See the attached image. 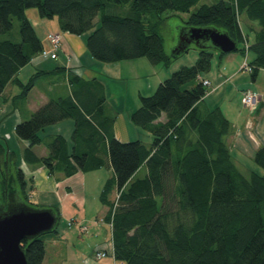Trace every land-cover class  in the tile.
Here are the masks:
<instances>
[{"label":"trees","instance_id":"trees-1","mask_svg":"<svg viewBox=\"0 0 264 264\" xmlns=\"http://www.w3.org/2000/svg\"><path fill=\"white\" fill-rule=\"evenodd\" d=\"M199 1L0 0V101L8 83L21 88L22 99L48 74L35 72L27 82L18 77L44 50L26 15L33 7L41 18L57 17L63 32L91 31L86 45L100 62L147 58L165 66L174 57L167 51L161 28L171 13H190L182 26L185 30L226 31L237 41L236 51L244 54L248 37L240 15L246 13L260 25L249 44L254 54L249 64L256 78L264 68V0L203 3L191 13ZM112 5H131L132 14L107 13ZM97 17L100 24L95 28ZM15 19L17 34H13ZM204 44L197 47L199 57L192 66L176 70L152 95H140V107L131 119L152 134L150 145L118 139L104 82L79 74L69 75L71 94L50 99L16 126L17 136L29 143L24 161L43 164L51 174L61 171L72 176L112 167L114 176L107 179L100 199L109 207L104 221L112 228L113 247L103 251L120 264H264V173L253 171L247 177L241 171L225 141L233 129L231 121L221 108L203 104L208 87L199 76L211 69L215 51ZM66 119L75 121L72 143L61 134L44 139L46 127ZM44 141L48 154L39 156L34 147ZM254 159L264 170V146ZM143 166L146 174L137 177ZM28 185L16 153L0 143V214L39 209L30 199ZM52 210L58 222L49 235L58 233L60 220L59 209ZM47 234L23 240L28 264H43Z\"/></svg>","mask_w":264,"mask_h":264},{"label":"crops","instance_id":"crops-1","mask_svg":"<svg viewBox=\"0 0 264 264\" xmlns=\"http://www.w3.org/2000/svg\"><path fill=\"white\" fill-rule=\"evenodd\" d=\"M34 17L39 21L38 24L47 25L45 23H53V25L46 28L47 33H44V30L39 32L35 23H33ZM28 18L42 39L44 49H53L48 39L50 32L62 33V46L58 50V57L56 59H44L37 55L18 74L19 79L25 82L21 76L26 71H29V74L33 72L31 75L38 71L48 72V74L43 75L38 80L36 86L43 79L44 81H49L50 87L47 90L41 91L37 99L33 100L31 98L36 86L26 98L21 99L18 97L21 93V88L15 82L8 83L0 101V119L2 120L0 130L3 136H6V134L10 135L7 147L9 151L16 153L18 165L24 171L25 177L29 182L31 201L42 208H58L60 211L59 223L63 221L65 226L62 229L58 227V233H52L48 236V239H45L46 254L43 264H120L112 254L98 259L94 256L100 250L107 249L108 252H111L113 247L112 228L107 222L103 223L100 221V218H105L109 211V207L101 201L100 195L107 179L114 176L112 167L107 165L93 171H79L72 176H66L61 171L51 174L43 164H30L24 161L23 152L29 143L17 138L14 134H16L15 129L20 122L28 120L37 109L50 99L71 94L70 74H79L86 79L98 77L105 84L108 99L109 93L106 81L111 80L103 79V75L99 70L104 71L106 74H112L110 73L111 71L114 75L117 74L115 77H107L112 78V81L115 82L116 79H129L132 72L141 74L143 68H149L151 71L154 69L148 63L139 60L142 58L113 63L99 62L89 52L85 34L75 35L63 32L57 17L49 19V22H45L47 18H41L36 15L32 17L28 16ZM249 23H254L256 26H249ZM247 25L248 31H245L244 28L243 30L248 37V41L252 43L255 40L257 32L260 30V25L257 22H249L248 20ZM249 53L251 54L249 60H251L254 58V54L252 52ZM213 54L211 69L199 76V81L201 82L204 80L210 81V85L207 86L208 93L204 98L203 104L210 109L221 108L226 117L231 121L233 130L225 138V141L232 155L234 150H238L241 153H249V156L254 157L257 150L264 146V68L259 70L256 78H253L251 72L240 70L244 51H233L218 56L216 62L218 69L213 72V63L216 57L215 52ZM92 68H99V70H93ZM245 73L249 74L251 78L244 76ZM58 81L60 83L62 81L66 82L65 89L62 86H57L59 85ZM59 87H62V89H58ZM18 89L20 92H18ZM245 89H253L259 92L262 97L259 109L250 115H244L232 106L233 101L236 99L244 107L243 90ZM141 93L142 90L139 91V96L142 95ZM213 94H218L220 97L226 96V99L211 101V104H209L207 100ZM229 95L233 97L229 98ZM19 103L20 105H18ZM108 106L110 112L116 117L115 134L117 138L121 141H130L131 124L129 121V123L126 121L128 116L126 118L124 116V112L127 110H113L114 105L109 103V100ZM139 107L140 105L138 104L137 106L135 103L129 109V114L132 115ZM16 110L17 112H15ZM230 113L232 115L231 118L228 115ZM253 122L255 125L257 124V126L253 127L254 132H257L255 135L248 130V126H251ZM74 129L75 121L73 119H66L46 127L42 132V136L46 140L51 136L61 134L72 143L71 137ZM34 150L39 156H46L48 154L45 141L35 146ZM233 158L239 167L242 163L236 160L234 155ZM105 168L107 170L103 172ZM142 169L143 167H141L137 174ZM116 192L115 190L112 193L111 200H114ZM82 226L87 229L83 231Z\"/></svg>","mask_w":264,"mask_h":264},{"label":"rangeland","instance_id":"rangeland-1","mask_svg":"<svg viewBox=\"0 0 264 264\" xmlns=\"http://www.w3.org/2000/svg\"><path fill=\"white\" fill-rule=\"evenodd\" d=\"M215 1H219V0H201L191 8V13L196 12L203 3L212 4V3H215ZM106 11H107V13H111V14L128 16L130 14V11H131V5H124V6L112 5V6L107 7ZM131 14H132V11H131ZM26 15L30 16V17H32L33 15L34 16L35 15L40 16L38 9L35 7L27 9ZM189 16H190V13H171V15L164 21V23L162 25L161 31H162V34L165 38V44H166L167 51L171 56H173L174 49L179 44L180 27L185 25L184 22L188 19ZM33 19H34L33 23H35V26L39 30V32L44 30V33L45 32L47 33L46 28L48 26L53 25V23H45L47 25H43V24L41 25V24H38L39 21L35 17ZM240 20L242 22V26H243L245 31H248L246 28V26H248L247 20L249 22H254L248 18L246 13H243L240 15ZM45 22H49V19H45ZM18 24H19V21L17 19H15V26L13 29V34H17ZM99 24H100V17H97L95 20V28L98 27ZM249 26H256V25L254 23H249ZM90 32L85 33L84 36L87 37L90 34ZM50 33H60V32H50ZM60 34L62 35V33H60ZM5 37H7V36H5ZM62 41H63V35H62ZM247 44H248V46H250L249 45L250 42L248 40H247V42H245L244 45L247 46ZM240 46H243V44H240ZM214 52H215L216 57H215L214 63H213L214 64L213 70H212L213 72L218 69V67H216V62H217L218 56L220 55V53L218 51H214ZM245 52H246V47H245ZM245 54H248V60H249L251 57L249 50ZM245 54H244V56H245ZM38 56L41 58H44V59H48V58L54 59L50 56L46 57L42 54H38ZM198 56H199V50H198L197 46L192 45L185 53H182L179 56H173L174 59L171 61L170 65L168 67L163 65V64L154 65L147 58H142L139 60H143L144 62L148 63L149 66H152L154 69L153 71H151V69H149V68L148 69L143 68L141 74H137V73L135 74L132 72V74H130L131 76L129 79H116L115 82L112 81V78H107V77L108 76L109 77L110 76L115 77V75H117V74L114 75L112 71L110 72L112 74H106L104 71L99 70V68H92L93 70L94 69L99 70L103 75V79L111 80V81H106V83H107L108 93H109L108 100H109V103L114 105L113 110H117V111H123V109L125 111L127 110L126 112H124V116H125V118L128 116L126 118V121L127 122L129 121L131 124L130 125L131 126V128H130L131 129L130 130L131 140L130 141L141 140L144 143H146L147 145H150L153 142L152 134L148 130L142 129L141 127L135 125L131 119V115L129 114V111H130L129 109L131 107H133L135 105V103L137 104V106H138V104L140 105L141 101H140L139 91L142 90L141 94L144 96L145 95L146 96L152 95L156 91L158 85L161 82H163L165 79L170 77L176 70L180 69L182 66H192L196 62V59L198 58ZM246 62H247L246 58L243 57V62L241 64L240 70H242L244 72H250L249 70H247L245 68ZM105 71H106V69H105ZM31 73H33V72H30V74H29V71L28 72L26 71L23 73L21 78L24 79V81L26 82L29 80V78H30L29 75H31ZM145 73H147V74H145ZM144 75H146V76H144ZM244 76H246L247 78H251V77H249L250 75L247 73H245ZM113 80H115V79H113ZM58 83H59V85H57V86H62L65 89L66 82L62 81V83H60V81H58ZM49 84H50L49 81H44L43 79H41L40 83H38V85L35 87L32 95H31V98L33 100L37 99V97L41 91L47 90L50 87ZM149 84H150V86H149ZM52 85H54V84H52ZM206 86H209V85H206ZM15 87L18 88L17 86H15ZM62 87H59L58 89H62ZM209 89H211V88H209ZM245 90H243V106L244 107H242L241 103L240 102L238 103V100H236V99L233 101L232 106H234V108H236L238 112L241 111L244 115H247V114L250 115V114H253L257 109H259L258 107L262 101V97H261L259 92L251 89L252 92L255 93L256 100L254 103H250L249 104L250 106L249 105L247 106V103L245 101V97H246V95L244 93ZM224 91H226V90H224ZM18 92H20L19 89H18ZM232 97H233L232 95H229V98H232ZM221 99H226V96L220 97L218 94H213L207 101L209 102V104H211V101H221ZM24 104H26V103H24ZM18 105H20V103ZM17 107H19V106H17ZM251 107H253L254 110H251ZM23 108H25V107L23 106ZM15 112H17V110ZM228 115L230 116V118L232 117L231 113ZM1 123H2V120L0 119V129H1ZM253 124H254V122H253ZM253 124L251 126L250 125L248 126V130H250V132L254 133V135H255V134H257V132L256 133L254 132L255 130L253 129V127L257 126V124L256 125L255 124L253 125ZM14 136L19 138L17 136V134H14ZM9 137H10L9 134H6V136H3V134L1 133V130H0V143H3L4 145L7 146V141H9V139H10ZM233 155L235 156L236 160H238L240 163H242L241 165H239V167L241 168V170L244 172V174L247 177L253 171L260 173V174L264 173L263 168H261L255 162L254 157L249 156V153L245 154V153L239 152L238 150H234ZM106 170H107L106 168L103 169V172H106ZM146 171H147L146 167L143 166V169L137 174V177H141V176L145 175ZM37 207H39V206H37ZM39 209H53V208L39 207ZM103 219H104V217L100 218V221L103 223H106V221H104ZM58 227L61 229L65 227L63 224V221H61L59 223ZM86 229L84 228V226H82L83 231H85ZM48 236H49V234H47L45 236V239L46 238L48 239ZM108 244L110 246V242ZM96 254H97V252L94 255L95 258H97Z\"/></svg>","mask_w":264,"mask_h":264},{"label":"water","instance_id":"water-1","mask_svg":"<svg viewBox=\"0 0 264 264\" xmlns=\"http://www.w3.org/2000/svg\"><path fill=\"white\" fill-rule=\"evenodd\" d=\"M210 47L229 53L238 49V43L226 31L216 27L180 28L179 44L173 56L185 53L192 45ZM58 217L52 209L27 210L0 214V264H28L23 240L52 232Z\"/></svg>","mask_w":264,"mask_h":264},{"label":"built area","instance_id":"built-area-1","mask_svg":"<svg viewBox=\"0 0 264 264\" xmlns=\"http://www.w3.org/2000/svg\"><path fill=\"white\" fill-rule=\"evenodd\" d=\"M48 38H49V41L52 43V46H53V49L52 50H48V49H44L40 54L48 57H52L54 59H56L58 57V50L61 48L62 46V35L60 33H50L48 35ZM246 47V52L249 50V46L247 44ZM247 60V62L245 63V68L247 70H249L250 72H252L253 70V67L249 64V60H248V54H245L244 56ZM204 85H210V81L209 80H204L203 81ZM245 101L247 103V106L250 104V103H254L255 100H256V96H255V93L252 92L251 89H246L245 90ZM250 106V105H249ZM251 110H254L253 107H251ZM105 220V219H103ZM86 229V227H84ZM107 254L106 251H98L96 256L97 258H102L104 257L105 255Z\"/></svg>","mask_w":264,"mask_h":264}]
</instances>
